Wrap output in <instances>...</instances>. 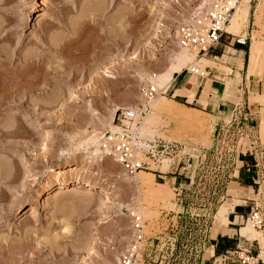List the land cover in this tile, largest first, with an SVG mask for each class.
Returning <instances> with one entry per match:
<instances>
[{
	"label": "rangeland",
	"instance_id": "374dc122",
	"mask_svg": "<svg viewBox=\"0 0 264 264\" xmlns=\"http://www.w3.org/2000/svg\"><path fill=\"white\" fill-rule=\"evenodd\" d=\"M41 1L0 0V81L28 93L10 103L12 117L0 108V128L16 131L0 133V264H117L133 239L132 212L146 222L141 264H237L234 250L215 256L212 247L234 210L251 240L240 249L264 260V231L249 220L255 205L264 214V0H245L247 26L232 28L235 12L225 42L174 75L185 80L179 92L154 79L183 49L178 23L207 0ZM232 48L247 52L243 74L241 59L221 56ZM191 65L209 75H192ZM27 66L28 85L20 80ZM200 85L207 94L220 88L225 113L207 97L195 102ZM150 86L159 93L139 126L140 145L156 162L129 176L103 155L100 138L119 109L145 105Z\"/></svg>",
	"mask_w": 264,
	"mask_h": 264
},
{
	"label": "built area",
	"instance_id": "2783aa9c",
	"mask_svg": "<svg viewBox=\"0 0 264 264\" xmlns=\"http://www.w3.org/2000/svg\"><path fill=\"white\" fill-rule=\"evenodd\" d=\"M200 1L202 3L205 0ZM242 1L207 0L208 4L205 8L197 7L188 19L178 23L176 29L178 45L191 51L198 50L200 55H208L223 41L225 42L226 36L230 34L227 27ZM188 72L202 79L209 75L207 68L202 70L198 65H191ZM158 93L151 86L144 89L145 105L137 109L128 107L119 109L114 120L115 130L104 133L100 138L103 155L113 159L129 176H135L142 171H151V161L156 162L153 156L149 158L151 161L143 159V151L138 147L140 140L138 129L149 108V103L158 96ZM130 217L133 239L117 264H141L140 255L146 237L144 231L146 222L139 212H132ZM249 220L256 229L264 228V214L257 205L252 208ZM232 253L236 254L239 260L237 264H260V262L264 264V260L251 255V251L238 248Z\"/></svg>",
	"mask_w": 264,
	"mask_h": 264
},
{
	"label": "bare ground",
	"instance_id": "6f19581e",
	"mask_svg": "<svg viewBox=\"0 0 264 264\" xmlns=\"http://www.w3.org/2000/svg\"><path fill=\"white\" fill-rule=\"evenodd\" d=\"M244 2H241V4L239 5V7L237 8V10H236V13H235V16H234V18H233V20H232V28L234 29V28H238L239 27V25H240V28L242 27L241 26V24H243L245 21V24L244 25H246V23H247V19L246 18H248L247 16H248V3H245V0H243ZM248 2V1H247ZM40 3L42 4V1L40 0ZM40 4V5H41ZM44 4V3H43ZM207 4V3H206ZM205 4V5H206ZM36 5H37V3H36ZM249 8H250V6H249ZM250 17V16H249ZM229 26V25H228ZM247 26V25H246ZM244 27V26H243ZM228 28V27H227ZM232 29V30H233ZM242 29V28H241ZM229 30H230V28H229ZM238 32V31H237ZM246 42V40H244V39H241L240 40V43H242V44H244ZM196 53L197 54H200L199 53V51L198 50H193V51H191V50H188V49H185V48H183L181 51H180V53H178L177 55V57L175 56L174 58H176V63L175 64H172V66H171V68L168 70V72L167 73H165L164 75H160V76H157L156 77V79H154V82H155V84H159V86L161 87L163 84L164 85H166V86H169L170 84H171V82L173 81V78H174V75L176 74V73H179L181 70H182V68H183V66H185V65H187L189 62H192V63H194L195 62V55H196ZM6 58H7V56H6ZM12 58V57H11ZM39 58V57H38ZM1 59V58H0ZM45 59V58H44ZM13 60V59H12ZM31 60V57H30V59H27L26 60V57H25V59L23 60V63L25 62V64L28 62V61H30ZM40 60V59H39ZM42 60H43V57H42ZM42 60H40L39 62H38V64H39V66H44V61H42ZM175 61V60H174ZM253 61V60H252ZM5 62H7L6 60H5ZM5 62H4V59H3V61H1L0 60V70L3 72L4 71V73H5V69H4V65H6L5 64ZM34 62V61H33ZM33 62H31V63H33ZM44 62V63H43ZM202 62H204L205 63V65L207 64V63H210L211 61L210 60H208V59H206V58H203L202 59ZM254 62V61H253ZM29 63V62H28ZM37 63H35V65H36ZM9 65V64H8ZM8 65H7V67H8ZM29 65V64H28ZM32 65H34V63L33 64H31V65H29L30 67L32 66ZM208 65V64H207ZM206 65V66H207ZM29 66H27V68L26 69H24V70H22V72H21V81L24 79V82L25 83H27V85H28V72H29V69L30 68H28ZM38 66V65H37ZM46 66V65H45ZM253 66H255L254 65V63L252 64V67ZM203 67H204V65H203ZM210 67V66H209ZM40 69V68H39ZM41 69H43V67H41ZM40 69V70H41ZM92 69H94V66H93V68ZM8 70V69H7ZM10 70V69H9ZM33 70V69H32ZM91 70V69H90ZM95 70V69H94ZM21 71V70H20ZM92 71V70H91ZM11 72L12 71H10V75L9 76H11ZM90 72V71H89ZM94 72V71H93ZM17 73V72H16ZM15 73V74H16ZM87 74H88V72H87ZM4 75V74H3ZM6 75H7V71H6ZM5 75V76H6ZM19 75V76H20ZM2 76V75H1ZM12 76H13V74H12ZM15 76V75H14ZM8 77V76H7ZM2 80L3 79H6V77H0ZM9 78V77H8ZM11 78V77H10ZM14 78V77H13ZM29 78H30V76H29ZM105 78H107V77H105ZM111 78H113V77H111ZM19 80V78L16 76V80ZM32 80H33V78H32ZM42 80V79H41ZM107 80V79H106ZM7 80H5V82H6ZM9 81H10V79H9ZM8 81V82H9ZM40 81V80H39ZM3 81H0V100H1V102H2V104L0 103V108H1V106H6V108H4L5 109V111L7 110L8 112H7V117H12L13 115L9 112V111H11L12 109L10 108V106H11V104L10 103H12V102H14L13 101V99L14 98H17V97H20V95H23V97H25L28 93L27 92H24L25 94H22L23 92L22 91H17V92H19L20 94H17V92H16V89H15V91H14V89H13V84H8V86H10V85H12V88L10 87V88H6V86H7V83L8 82H6V84H4L5 82H3ZM13 82H17V81H15L14 79H13ZM23 82V81H22ZM22 82H21V84H22ZM29 82H31V81H29ZM34 82V81H33ZM19 83H20V81H19ZM32 83V82H31ZM31 83H29V84H31ZM38 83V82H37ZM5 85V87H4V85ZM21 84L20 85H18V84H16L17 86H21ZM33 84V83H32ZM31 84V85H32ZM24 85V84H23ZM26 85V84H25ZM26 85V86H27ZM7 86V87H8ZM30 86V85H29ZM29 86H27V89H28V87ZM15 88H18V87H15ZM21 88H22V86H21ZM155 89H156V87H154ZM23 89V88H22ZM18 90V89H17ZM24 91L26 90V88L25 89H23ZM43 90V89H42ZM27 91V90H26ZM18 95V96H17ZM25 95V96H24ZM15 96H17V97H15ZM26 97H28V96H26ZM20 98H22V97H20ZM178 104V103H177ZM177 104H174V105H177ZM180 107H183V108H186L184 105H181V104H178ZM166 106H164V108H165ZM175 107V106H174ZM3 108V107H2ZM168 108V107H167ZM11 109V110H10ZM168 110V109H167ZM182 111H183V109H181ZM188 110H190L191 112V114H196V115H199L200 113H201V111H199L198 109H196L195 107H190ZM1 111H3L4 112V110L3 109H1L0 110V115H1ZM8 113H10L11 115H9ZM183 114H185V112L183 113ZM193 114V115H194ZM185 115H187V114H185ZM3 116V115H2ZM184 116V115H183ZM189 117V116H188ZM183 118V117H182ZM184 119V118H183ZM194 119V118H193ZM1 120V119H0ZM10 120H11V118H10ZM8 122V121H7ZM195 123L197 122V121H194ZM9 123H12V125L10 126V127H14V125H13V121L11 122H9ZM193 123V122H192ZM195 123H193L192 125H194ZM0 124H1V122H0ZM7 124V123H6ZM198 124V123H197ZM201 125V124H200ZM4 126H5V124H4ZM9 126V125H8ZM142 126H144V125H142ZM0 127H1V125H0ZM12 127V128H13ZM114 129H112V130H115V127H113ZM9 129H11V128H9ZM139 129H140V127H139ZM138 129V130H139ZM7 130V129H6ZM14 132H16V131H14ZM14 132H13V129L12 130H8V131H4V129L2 130L1 128H0V133H2V136H5V137H14ZM45 134V133H44ZM43 134V135H44ZM47 135V134H46ZM45 136V135H44ZM42 137V136H41ZM139 137H140V130H139ZM140 140H141V137H140ZM140 140H139V142H138V147H139V149L141 150V151H143V148L141 147V145H140ZM11 141V140H10ZM10 144V143H9ZM14 144V143H13ZM70 168V167H69ZM68 168V169H69ZM72 168V167H71ZM11 169V168H10ZM73 169V168H72ZM67 170V169H66ZM70 170V169H69ZM69 170L67 171V173L69 172ZM75 170V169H74ZM56 172V171H55ZM65 172V171H64ZM70 172H71V170H70ZM61 174V172H56V174ZM63 173V172H62ZM65 174V173H64ZM70 174V173H69ZM53 175V174H52ZM56 176V175H55ZM13 178V177H12ZM7 179V178H6ZM8 181V180H7ZM80 183V182H79ZM87 184V183H86ZM64 183H60L59 184V189H63L64 188ZM96 185V184H95ZM78 186H79V184H78ZM97 186H99V184L97 185ZM100 186H102V185H100ZM99 186V187H100ZM72 187V186H71ZM77 187V186H76ZM101 188V187H100ZM73 190L72 191H74V190H76V188L74 187V188H72ZM102 189L103 190H105V191H107V189L106 188H104V186L102 187ZM77 190H78V188H77ZM93 190V189H92ZM152 190L154 191V187L152 188ZM58 191H60V190H58ZM57 190H56V192L55 193H59ZM98 191H101V190H98ZM108 192L109 191H107V194H106V192H104L105 193V195H108ZM50 194V193H49ZM46 196V195H45ZM47 197V196H46ZM48 197H50V195L48 196ZM47 199H49V198H47ZM46 199V200H47ZM37 200V199H36ZM35 201V200H34ZM38 202V201H37ZM36 203V202H35ZM39 203V202H38ZM35 205V204H34ZM33 205V206H34ZM251 226H252V228L253 229H255L256 231H264V229H261V230H258V229H256L255 227H253V225L251 224ZM259 258H260V256H259ZM261 259V258H260Z\"/></svg>",
	"mask_w": 264,
	"mask_h": 264
},
{
	"label": "crops",
	"instance_id": "0c3cea01",
	"mask_svg": "<svg viewBox=\"0 0 264 264\" xmlns=\"http://www.w3.org/2000/svg\"><path fill=\"white\" fill-rule=\"evenodd\" d=\"M251 18V17H250ZM250 26V25H249ZM234 49V48H232ZM235 50V54L231 53L230 51L225 50L221 56L224 54H227L231 59H233V63L237 64V60H242V74L244 73V69L246 66L247 61V52L245 50ZM175 83V89L174 91L179 92L183 91L185 89L184 83L185 80L180 78L179 76H176L171 84ZM177 86V87H176ZM201 86H199L198 89L195 90V102H200L203 97H207V104L208 106H213V108H218L217 111L225 113V111L221 110V107L225 105L224 102L220 101V88L217 85H211L213 92L207 94L205 89H201ZM211 92V91H210ZM208 95V96H207ZM196 109H200L195 107ZM200 110H210L208 107H205L202 105V109ZM199 110V111H200ZM216 110V109H215ZM244 218V215L241 213H238L236 210L230 212V214L227 216L225 223L220 226L215 235L212 237L214 244H212V247L214 248V255H219L221 252H223L222 255H224V252H230L231 250H236L238 248L244 247L242 244L249 245V240L246 237H243V230L245 229L244 226H241V220Z\"/></svg>",
	"mask_w": 264,
	"mask_h": 264
}]
</instances>
